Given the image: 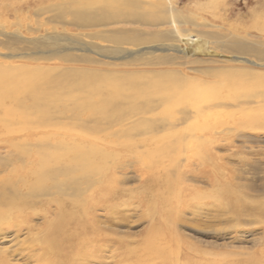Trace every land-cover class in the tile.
Here are the masks:
<instances>
[{"label":"rangeland","instance_id":"374dc122","mask_svg":"<svg viewBox=\"0 0 264 264\" xmlns=\"http://www.w3.org/2000/svg\"><path fill=\"white\" fill-rule=\"evenodd\" d=\"M100 9L149 23L77 22ZM116 30L136 35L102 38ZM0 31L80 38L106 55L142 51L139 60L89 53V64L0 58V154L10 149L42 171L59 163L34 151L68 147L94 169L76 197L58 195L55 180L19 202L0 193V264H264V0H0ZM35 88L48 109L21 105ZM114 162L136 173L102 197L95 183ZM18 167L1 170L0 192ZM61 226L79 245L55 256L44 242Z\"/></svg>","mask_w":264,"mask_h":264},{"label":"bare ground","instance_id":"6f19581e","mask_svg":"<svg viewBox=\"0 0 264 264\" xmlns=\"http://www.w3.org/2000/svg\"><path fill=\"white\" fill-rule=\"evenodd\" d=\"M132 6V5H131ZM127 8V7H126ZM129 9V8H128ZM119 11V10H118ZM124 14V13H123ZM121 12L117 13L116 11H110L108 9H100V10H87L84 12H80L76 15L77 22L84 27H93V28H104L107 29L110 26L116 25L117 21L121 16L126 17L128 21L132 24H140L146 23V18L142 15H123ZM129 18V19H128ZM149 19V18H148ZM126 20V21H127ZM121 23V22H120ZM125 23V22H122ZM149 23V22H147ZM146 23V24H147ZM153 24V23H152ZM154 25H157L154 23ZM139 34V33H138ZM137 34V35H138ZM136 35V32H122L116 30L115 32H108L102 36L103 39H107L108 42L116 44H123L127 41H131ZM137 39V38H136ZM135 40V39H134ZM133 40V41H134ZM5 47H13L20 46L24 49H32V52H37L34 55H17L16 53H11L9 55L1 54L0 58H4L6 60H13L16 58H30L32 61L36 62L39 59L51 60V56L59 55L62 56L63 60L66 62H81V63H93L92 59L89 58V53H97L101 57L111 58L115 60H139L141 58L140 51L139 52H131L121 47H111L116 49V54H105L103 53L104 49L102 45H94L92 43L86 42L80 38H73L66 35H54L47 34L46 36L41 37H32L28 38L20 33H7L0 31V46ZM121 46V45H120ZM98 50L100 52L98 53ZM240 52L248 51L250 48L241 46L238 48ZM77 51L86 53L82 58H73L71 52ZM34 52V53H35ZM142 52V51H141ZM145 52V51H144ZM44 54V55H40ZM169 60L167 58L159 59V64H169ZM6 64V63H5ZM97 64V62H96ZM4 65V63H0V66ZM8 66H13L12 63ZM24 67H28L27 65H22ZM31 66V65H30ZM38 68V67H37ZM68 73H73L71 70ZM76 72L77 70H72ZM134 73V72H133ZM140 73V72H139ZM138 73V74H139ZM137 74V73H135ZM134 75V74H133ZM38 88H35L33 93H29L23 101H21V105L27 101H33L35 109H43L49 108L48 105L42 101V97ZM1 102V100H0ZM4 103V101H2ZM5 104V103H4ZM12 148L16 147V142L13 141L9 143ZM9 147V145H8ZM1 149H3L1 147ZM36 153L37 158H39V162L43 161L44 165H48L53 162H58L59 165L54 168H44L42 171L36 170L37 160H33L30 163H26V161H22L20 157L15 156L12 151L7 150L6 155L0 154V172L3 169H16L20 166V171L12 184L5 188L0 193L2 194L1 200H5L6 202H16L20 201L23 198L28 196V192H31L35 189L36 185L45 180H55L56 190L58 191V195L62 196H78L79 188L81 191L83 190L82 186L87 185L85 182H89L90 180L86 177L89 176L90 172L94 171L91 167V159L86 155V153L70 148H62V147H54L52 145H44L38 148ZM57 155V156H56ZM64 155V157H63ZM56 156V157H55ZM63 158V159H62ZM55 159V161H54ZM18 165L17 167H15ZM46 165V166H47ZM57 165V164H56ZM112 166V167H111ZM109 166V170L111 167V172L109 175L102 176L100 180L96 181L95 184L98 186H102L105 182H108L110 189H105L101 187L99 191L101 192L102 197H106L112 191V195H116L118 185L122 184V181L126 178H129L130 171L134 174L136 173L135 165L133 163H115ZM105 175V174H104ZM84 177L87 178V181H84ZM106 179L103 180L104 178ZM95 181V180H94ZM94 181H91V185L94 184ZM90 185V186H91ZM87 189L83 190L82 193L85 194ZM56 194V193H54ZM53 196V195H52ZM55 201V199L53 198ZM50 200L49 202L53 201ZM99 203V202H98ZM62 206V204H60ZM99 205V204H98ZM49 206V205H48ZM81 225H78V227ZM54 237V238H53ZM45 245L50 246L49 253L57 256L62 255V251L67 248H73L74 245H79L76 239L67 236V231L64 226L58 227L54 232V236L51 239H48L44 242ZM61 252V253H60Z\"/></svg>","mask_w":264,"mask_h":264}]
</instances>
